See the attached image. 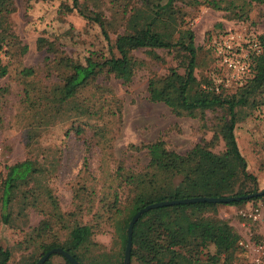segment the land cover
I'll list each match as a JSON object with an SVG mask.
<instances>
[{
	"label": "rangeland",
	"instance_id": "obj_1",
	"mask_svg": "<svg viewBox=\"0 0 264 264\" xmlns=\"http://www.w3.org/2000/svg\"><path fill=\"white\" fill-rule=\"evenodd\" d=\"M78 1L82 7L94 9L106 17L111 43L117 33L131 28L126 21L127 13L121 11L124 4L127 11L134 0ZM69 3V0H10L6 5L8 13L0 19V31H6L5 36L13 33L18 45H26L21 54H17L18 45L8 48L6 61L0 62L5 67V74L0 76V172L4 171V166L25 158L35 161L40 169L35 181L21 185L9 203L8 222L0 220V247L9 251V264H25L27 255L36 256L40 239L47 242L52 237L65 238L66 229L54 221L50 233L37 237L33 231L48 209L47 192L61 213H72L64 219L93 226L89 243L80 249L84 257L109 251L113 247L114 219L93 217L92 213L96 211L102 215L104 208L100 199L117 185V166L123 171H138L146 165V152L135 150L133 146L160 139L166 149L179 155L192 151L193 162L184 182L186 196H231L260 191L264 187V88L249 96L245 105L234 109L233 135L242 163L234 154L225 155L229 146L221 137L217 135L215 140L211 139L215 124L225 117V108H217L216 112L205 110L202 118L176 116L162 102L147 100L149 77L164 75L170 68L182 73L187 55L176 49H154L158 56L154 58L145 48H133L129 54L134 66L127 80L114 76L115 72L101 73L73 99L57 103L52 114H44L47 111L44 106L35 111H40L38 114L27 109L23 88L38 89L33 91L38 101L51 99V90L58 82L53 64L46 63V54L36 48L38 36L54 40L59 49L75 60H80L92 49L104 51L99 29L86 23L74 10H63L62 6ZM226 3L225 0L220 2L221 6ZM237 3L241 4L235 0L234 4ZM173 5L182 15V21L175 26L172 21L166 22L165 29L173 36L177 35V29L192 30L194 45L200 47L193 69L200 87L213 73L221 80L222 97L237 92L235 88L247 79L239 84L233 78V71L221 63L214 43L228 34L239 43L250 32L264 37V3L252 4L246 18L235 16L230 7L217 10L193 0H175ZM262 44L259 64L264 63V40ZM249 58L251 67L255 58L251 54ZM22 67L32 68L33 75L22 77L19 72ZM82 105L87 109L80 112ZM243 173L253 178L244 177ZM181 175L171 176V184H177ZM118 188L122 199L126 188ZM254 209L260 212V221H252L246 215ZM216 215L226 220L238 235L239 250L229 264H255L249 251L238 242L259 239L264 225L261 202L248 200L237 206L220 205ZM206 251L209 258L206 259L205 254L199 257L210 263H220L210 244L203 253ZM57 263L65 264L52 254L47 264Z\"/></svg>",
	"mask_w": 264,
	"mask_h": 264
},
{
	"label": "trees",
	"instance_id": "obj_2",
	"mask_svg": "<svg viewBox=\"0 0 264 264\" xmlns=\"http://www.w3.org/2000/svg\"><path fill=\"white\" fill-rule=\"evenodd\" d=\"M9 1L0 0V19L8 13L9 9L6 5ZM174 1L134 0L127 11L124 4L121 12L127 13L126 21L131 28L126 31V27L123 32L117 33L111 43L106 31V17L94 9L82 7L78 0H69L68 5L62 6L63 10L67 12L74 10L86 23L96 26L101 35L104 51L92 49L80 60H75L59 49L54 40L38 36L35 39L36 48L46 54V63L49 61L53 64L58 82L51 90L53 91L51 99L38 101L37 96L33 95V91L38 89L23 88L26 108L38 114L40 111H35L44 106L47 107L44 114H52L57 103L61 104L73 99L81 90L91 85L101 73L115 72L114 76L127 80L134 66V59L129 54L133 48H145L154 58L158 57L154 49H176L187 55L182 73L170 68L164 75L149 77L146 83L147 100L162 102L176 116L202 118L205 110L216 112L217 108H225V117L221 123L215 124L211 139L215 140L217 135L221 137L229 146L225 149V155L234 154L243 163L233 135L236 122L234 109L236 106L245 105L249 96L261 92L264 88V63H258L262 51L259 55H254L250 76L243 84L237 86L235 88L237 92L229 97H222L221 92L209 89L210 79L200 87V82L193 75L196 52L200 47L194 45L192 30L177 29V35L173 36L171 31L165 29L166 22L172 21L175 26L182 21V15L174 10ZM193 1L205 3L217 10H227L230 7L234 9V15L238 18H246V12L252 4L264 3V0H239L241 4L238 5V3L234 4L235 0H225L227 3L221 6L222 0ZM244 5L247 6L246 10L243 9ZM5 32L0 31V62L6 61L8 48L18 45L16 36L11 32L5 36ZM256 38L262 47L264 37ZM25 50L26 45H18V53H16L21 54ZM19 72L24 78L34 73L30 67H22ZM4 74L5 67L0 65V76ZM253 100L252 98L250 102L252 103ZM80 108L82 112L87 106L82 105ZM78 130L76 128V132H79ZM133 149L146 152L148 158L146 165L138 171H123L117 166L115 169L117 185L111 192H105V197L100 199L104 208L102 215L96 211L92 213L93 217L103 216L107 220L114 219L111 242L113 247L109 251H100L90 257H84L80 249L89 243L93 226L75 219H64L65 215L72 213H61L55 200L47 192L48 209L42 213L44 217L33 231L37 237L50 233L51 222L54 221L66 229V236L63 240L52 237L47 242L40 239L36 245L37 255H27L24 259L25 264H33L43 253L54 247L66 251L79 264H122L126 227L133 213L152 202L191 197L184 195V182L188 177V168L193 162L192 151L179 155L166 149L160 139L133 146ZM39 172L40 169L35 165V161L29 158L4 166V171L0 172L2 223L8 222L9 203L15 198L17 190L21 185L35 181ZM180 173L182 175L179 182L172 185L170 177ZM243 176L253 178L246 173H243ZM118 187L126 188L122 199ZM208 196H216V194ZM248 200L260 201L264 208V194H262L226 203L193 202L161 206L143 212L132 226L128 264H215L206 261L207 257L209 258L207 251L203 253L208 244L213 248V255L220 259L219 264H229L239 250L238 235L226 220L217 217L216 208L220 205L237 206ZM120 202H123L122 205L119 204ZM53 254L59 256L65 264H71L59 254ZM201 254H205L206 259L199 257ZM51 256L52 254L42 264H47ZM8 260L9 251L0 247V264H9Z\"/></svg>",
	"mask_w": 264,
	"mask_h": 264
},
{
	"label": "built area",
	"instance_id": "obj_3",
	"mask_svg": "<svg viewBox=\"0 0 264 264\" xmlns=\"http://www.w3.org/2000/svg\"><path fill=\"white\" fill-rule=\"evenodd\" d=\"M242 43H239L237 39L231 34L226 35L220 39V42L214 43L217 53L220 55L221 63L225 64L231 69L233 78L240 84L247 79L250 75L249 55H258L261 52V47L252 32L244 36L241 39ZM244 47V49H243ZM221 80L210 73V85L209 89L219 91ZM242 213V211H240ZM242 215H245L242 213ZM252 221H260V212L257 209L250 211L248 214ZM238 244L243 249H247L251 255V260L255 264H264V225L260 232V237L255 242L239 241Z\"/></svg>",
	"mask_w": 264,
	"mask_h": 264
},
{
	"label": "water",
	"instance_id": "obj_4",
	"mask_svg": "<svg viewBox=\"0 0 264 264\" xmlns=\"http://www.w3.org/2000/svg\"><path fill=\"white\" fill-rule=\"evenodd\" d=\"M264 194V187L260 191L247 193L243 195H231V196H191V197H183L177 199H170V200H161L152 202L149 204L144 205L143 207L139 208L133 215L130 217L127 227H126V239L123 251V258L122 264H128L129 261V252L131 247V232L132 226L136 221L137 217L142 214L143 212L161 206H168V205H176V204H185V203H193V202H213V203H226L228 201H237L239 199L250 198L251 196L255 195H262ZM57 253L60 256L64 257L67 261L71 264H79L71 255H69L66 251L62 250L59 247H54L43 253L33 264H42L50 254Z\"/></svg>",
	"mask_w": 264,
	"mask_h": 264
}]
</instances>
